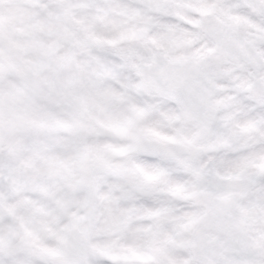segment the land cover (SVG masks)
I'll list each match as a JSON object with an SVG mask.
<instances>
[{"label": "snow or ice", "instance_id": "obj_1", "mask_svg": "<svg viewBox=\"0 0 264 264\" xmlns=\"http://www.w3.org/2000/svg\"><path fill=\"white\" fill-rule=\"evenodd\" d=\"M0 264H264V0H0Z\"/></svg>", "mask_w": 264, "mask_h": 264}]
</instances>
